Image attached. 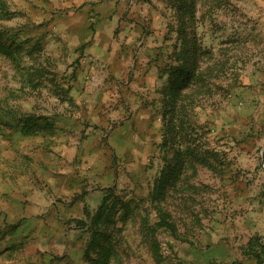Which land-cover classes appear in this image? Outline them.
Wrapping results in <instances>:
<instances>
[{
    "label": "rangeland",
    "instance_id": "374dc122",
    "mask_svg": "<svg viewBox=\"0 0 264 264\" xmlns=\"http://www.w3.org/2000/svg\"><path fill=\"white\" fill-rule=\"evenodd\" d=\"M0 264H264V0H0Z\"/></svg>",
    "mask_w": 264,
    "mask_h": 264
},
{
    "label": "trees",
    "instance_id": "16d2710c",
    "mask_svg": "<svg viewBox=\"0 0 264 264\" xmlns=\"http://www.w3.org/2000/svg\"><path fill=\"white\" fill-rule=\"evenodd\" d=\"M193 72V71H192ZM194 77V73H190L189 74V76L186 78V84L188 83V81L190 80V79H192ZM168 223V226H170V227H173L169 222H167ZM154 243H156V241L154 240Z\"/></svg>",
    "mask_w": 264,
    "mask_h": 264
}]
</instances>
